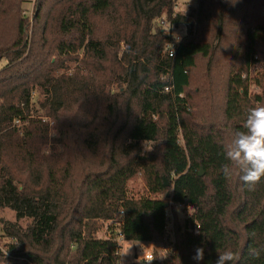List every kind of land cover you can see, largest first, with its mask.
I'll return each mask as SVG.
<instances>
[{"label":"trees","instance_id":"16d2710c","mask_svg":"<svg viewBox=\"0 0 264 264\" xmlns=\"http://www.w3.org/2000/svg\"><path fill=\"white\" fill-rule=\"evenodd\" d=\"M26 1L0 0V29L10 16L14 19L12 32L0 33V57L8 61L0 69V209L15 214L14 221L2 223L11 241L7 254L0 251V264H119L118 235L160 242L171 201L188 210L184 218L174 213L176 248L168 264H197L193 256L199 247L205 250L200 264H215L226 249L239 254L238 264H264V180L253 191L240 182L236 193L221 173L227 163L223 128L229 127L235 138L249 109L264 105V11L259 15L264 0L257 14L247 0H228L231 14L239 13L242 23L232 54L238 64L227 76L222 119L205 124L193 118L186 88L197 56L209 57L213 43L192 37L171 43L170 35L154 26L156 19L163 23V16L170 24L188 23L184 15L173 14L177 0H33L31 20L23 14ZM226 8L225 0H199L196 24L200 28L214 21L219 42L227 30ZM111 37L124 41L128 51L121 61L114 57L109 69L102 65L98 70H111L126 85L119 96L130 124L121 154L129 158L118 162L113 152L118 132L106 136L112 135L108 167L79 175L83 179L76 193L66 173L74 174L67 158L63 163L46 159L53 167L44 170L35 140L43 144L48 129L31 114V90L37 86L46 95L41 105L55 118L72 97H98L99 86L89 71L96 74L97 64L109 60L115 45ZM51 54L83 62L88 72L63 75ZM252 83L259 93L249 90ZM80 121L93 122L84 111ZM59 131L57 144L70 157L73 131L68 125ZM101 141L97 131L81 143L90 151ZM157 141L159 150L153 145L142 151L141 142ZM137 173L147 192L134 196L128 181ZM117 217V232L108 226V236L98 235L101 221Z\"/></svg>","mask_w":264,"mask_h":264},{"label":"rangeland","instance_id":"374dc122","mask_svg":"<svg viewBox=\"0 0 264 264\" xmlns=\"http://www.w3.org/2000/svg\"><path fill=\"white\" fill-rule=\"evenodd\" d=\"M255 7L254 12L258 13L259 0H247ZM227 4L225 19H226V34L222 37L220 42L215 40L214 32L216 29L215 22L208 23L207 21L200 28L197 26V12L199 9V0H177L176 5L173 9V14L180 13L184 15L188 23L185 25L170 24L166 21V17L163 16V23L156 19L154 21L155 27H162L165 33H168L171 37V43L174 41L182 40L186 37H192L203 41H210L213 43V50L209 57L197 56L195 66L190 70V83L186 88L189 99L192 102V116L200 124H205L208 120L220 121L222 119V109L224 106V95L226 91V81L228 73L231 69L235 68L238 61L233 58L232 54L234 47L237 44V38L239 33L238 25L242 24L240 20V14L233 16L230 10L231 7L228 5V0H225ZM32 5L33 0H27L23 4V14L28 16L31 20L32 17ZM264 9H259V15L263 16ZM165 17V18H164ZM14 19L12 16L9 17L7 25L0 29V33L10 34L13 30ZM100 27L102 31L106 30V26L103 21L100 22ZM110 42L115 43L108 53V61H103L97 64V73L93 74L91 71L90 77H95L96 87L99 86L100 95L96 98L89 96L80 101H74L76 97L70 98V104L67 109L56 113L58 116L55 118L51 112L48 110L47 105L42 106L46 95L41 92V90L34 86L31 90V101L30 110L33 117L36 118L42 125H45L48 129V136L44 140L43 144L40 143L39 139L35 142L42 149L44 160V170L50 165L46 159L51 162L55 159L62 160L60 163L64 162V159H68V163H71V169L74 174L69 170L68 173L69 181L75 184V192L80 191V183L82 177L79 175L93 174L100 172L108 167L109 156V145L112 142V135L110 134L118 132V136L114 139V154L116 155L117 161H126L129 156H123L121 153L123 147L127 145L124 141V135L130 124V119L125 111V99L119 95L126 93V85L122 82H117L116 77H113V72L111 70H104L101 72L98 68L107 67L109 69L113 63L112 59L117 58L121 61V57L126 49V44L124 41L111 37ZM170 43V44H171ZM51 60H57L59 65V71L63 75H71L74 71L85 72L88 70L85 68L83 62L75 63L72 60L66 58H56L54 54L50 55ZM8 63L7 59L2 56L0 57V69ZM118 69V68H117ZM253 71L252 69L250 70ZM88 73V76H89ZM77 77V76H76ZM78 78V77H77ZM79 79V78H78ZM249 90L251 92L259 93L261 90L259 87L250 84ZM50 100L51 95L47 97ZM82 104V105H80ZM80 105V106H78ZM118 107V111L114 112V107ZM84 111L89 119L93 122L88 125L80 121V113ZM16 127H20L21 124H15ZM73 131L72 137L75 142L73 147L68 151L70 157L67 154V150L60 148L57 141L61 138V132L59 128L61 126H67ZM22 127L18 128L19 132H23ZM97 131L102 136V141L98 144L96 149H91L90 151L81 143L83 136L94 134ZM105 139V140H104ZM234 139V134L229 127L223 128V141L227 148L232 146V140ZM156 145L158 150L161 147L159 141L153 142H141L140 146L142 151L146 150V147H152ZM63 155L62 156H60ZM53 167V166H52ZM25 175V174H24ZM240 170L233 166V175L229 179L230 189L236 193L240 191ZM164 182L169 184V180L165 177ZM129 193L134 196L143 195L147 192L146 185L144 182L143 175L137 173L128 181ZM188 209L179 207L174 209L171 206L170 211L172 213V221L175 227L176 216L174 219V213H178V217L184 218L185 213ZM15 214L9 208L0 209V241L2 243H7L11 241L10 237L3 235V221H14ZM118 217L115 220L101 221V227L98 229V235L106 237L109 235L108 226L112 227L114 232L118 231ZM22 225L26 224V221L21 222ZM118 241H122V237L118 235ZM140 242V243H139ZM161 242V241H160ZM159 241L157 242H144L134 241V240H123L121 242V258L119 264H147L143 259V254L148 249H155V255L158 256ZM18 244H16L17 246ZM136 256V257H135Z\"/></svg>","mask_w":264,"mask_h":264},{"label":"clouds","instance_id":"9594fccd","mask_svg":"<svg viewBox=\"0 0 264 264\" xmlns=\"http://www.w3.org/2000/svg\"><path fill=\"white\" fill-rule=\"evenodd\" d=\"M152 147H146V150L150 151ZM224 156L227 163L221 166V173L225 179H231L235 166L242 172L240 181L249 191L255 190L264 180V105L249 109L243 130L236 134ZM204 255V248L199 247L195 250L193 260L200 264ZM239 259L237 252L226 249L218 254L215 264H238Z\"/></svg>","mask_w":264,"mask_h":264},{"label":"built area","instance_id":"2783aa9c","mask_svg":"<svg viewBox=\"0 0 264 264\" xmlns=\"http://www.w3.org/2000/svg\"><path fill=\"white\" fill-rule=\"evenodd\" d=\"M172 54H173V47L171 46L170 55ZM15 122L18 123V120H15ZM171 205L174 206V209H178V206L183 207L182 204L173 203L171 201V204L166 210V224H165L163 238L159 244V249H157L158 256L155 255V249L146 250L143 254V259L147 262V264H152L154 261H157L158 264H168L170 257L175 251L176 234L174 230L173 221L171 219L172 218V213L170 211ZM0 251L5 254L8 253L7 245L5 243H2L1 241H0Z\"/></svg>","mask_w":264,"mask_h":264},{"label":"crops","instance_id":"0c3cea01","mask_svg":"<svg viewBox=\"0 0 264 264\" xmlns=\"http://www.w3.org/2000/svg\"><path fill=\"white\" fill-rule=\"evenodd\" d=\"M120 236V235H119ZM123 241V240H122ZM121 240H120V243L122 242ZM138 242V241H137ZM140 243V242H139ZM141 243H144V242H141ZM120 254H121V250H120ZM136 257V256H135ZM122 259V258H121Z\"/></svg>","mask_w":264,"mask_h":264},{"label":"water","instance_id":"95a60500","mask_svg":"<svg viewBox=\"0 0 264 264\" xmlns=\"http://www.w3.org/2000/svg\"><path fill=\"white\" fill-rule=\"evenodd\" d=\"M200 175H202V172L200 173ZM168 195V194H167Z\"/></svg>","mask_w":264,"mask_h":264}]
</instances>
